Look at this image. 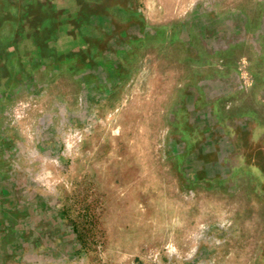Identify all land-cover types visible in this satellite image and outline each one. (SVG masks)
<instances>
[{
    "label": "rangeland",
    "instance_id": "1",
    "mask_svg": "<svg viewBox=\"0 0 264 264\" xmlns=\"http://www.w3.org/2000/svg\"><path fill=\"white\" fill-rule=\"evenodd\" d=\"M219 47L231 53L245 45L232 39L209 46L163 42L144 49L128 74L110 87L79 86L95 81L67 65L35 74L32 90L20 91L19 107L9 109L12 115L33 111L34 144L27 152L18 137L21 156L14 158L19 167L33 165L20 167L18 178L51 210V219L42 222L44 235L36 236L45 250L34 247L32 257L49 264H161L178 255V263L201 264L209 255V263L218 264L222 255L223 264L258 263L264 203L254 202L246 186L220 193L177 184L194 175L190 141L201 134L192 132L200 125L182 122L188 111L176 108L175 100H181L187 84L216 77L217 60L208 51L216 54ZM171 195L179 199L176 211L182 216L172 220V230L165 228L170 221L163 217V200L157 203ZM186 196L192 203L182 202ZM240 213L244 218L237 219ZM254 213L258 220L248 219ZM159 235L187 243L188 251L175 252L169 241L160 245Z\"/></svg>",
    "mask_w": 264,
    "mask_h": 264
},
{
    "label": "crops",
    "instance_id": "2",
    "mask_svg": "<svg viewBox=\"0 0 264 264\" xmlns=\"http://www.w3.org/2000/svg\"><path fill=\"white\" fill-rule=\"evenodd\" d=\"M86 1L104 7L113 20H140L146 39L133 43L135 56L129 55L131 52L127 51L120 56L121 59H126L129 65L140 58L144 49H156L163 41L177 44L198 41L209 46L215 42L225 44V40L232 39L234 44L245 45L242 50H234L231 53H226L224 47H219L216 54L208 51L210 56L216 58L218 70L214 72L215 78L197 86L203 94V102L197 108L203 113V121L215 125L216 130L223 131L230 143L233 140L234 147V141L240 139L253 145L264 142V82L253 78L264 76V0H133L130 1L129 7L125 3L126 0ZM119 8L123 11L121 14L117 12ZM225 59H230L231 63L227 65ZM246 60L253 62L247 66ZM188 87L195 88L196 85L187 84L186 88ZM32 88L33 85L17 86L8 101L0 102V264H49L32 257L31 251L35 250L34 247L38 252L45 250L42 238L39 241L37 237L44 235L46 227L42 222L51 219V210L48 202L31 190L33 188L30 184L18 178L20 167L29 169L33 165L22 163L19 167L14 158L21 156L18 152V137L24 140L23 149L27 152L28 147L34 144L33 125H30L33 111H27L23 115L20 112L17 115L9 112V109L19 107L20 99L17 97L20 91L25 94ZM177 97L176 108L180 104ZM172 122L178 123L179 119ZM182 122L195 123L188 116L183 118ZM18 130L23 136L17 134ZM44 139L42 135L39 144ZM229 157L225 165L229 166V174L212 178L185 176L177 184L184 189L195 186L209 191L218 190L220 193L228 191L227 189H233L234 193H237L241 187L246 186L250 192L249 197L253 198L254 202L264 203L262 179L257 174V169L245 164L244 159L239 165L233 154ZM175 179L178 180L176 175ZM242 181L244 184H241ZM233 191L230 196H234ZM192 198L187 197L182 202L192 203ZM162 200L167 209L163 217L170 221L165 228L172 230V220L179 215L176 211L179 199L171 195L157 203L161 204ZM56 215L60 217L59 213ZM186 215L188 216V213ZM241 216L240 213L237 219L244 218ZM179 218L182 216L179 215ZM248 219L258 220L257 213L248 216ZM155 241L159 244L164 241L171 242L175 252L188 251L187 243L179 245L178 239L172 235L169 238L159 235ZM220 248L217 247V252H221ZM179 258L181 256H171L169 261H161V264H190L178 263ZM225 258L220 255L218 264H223ZM201 264H210L209 255L207 259H202Z\"/></svg>",
    "mask_w": 264,
    "mask_h": 264
},
{
    "label": "flooded vegetation",
    "instance_id": "3",
    "mask_svg": "<svg viewBox=\"0 0 264 264\" xmlns=\"http://www.w3.org/2000/svg\"><path fill=\"white\" fill-rule=\"evenodd\" d=\"M130 1L133 0L125 1L128 7ZM117 12L123 11L119 8ZM145 35L140 20H113L109 11L95 2L0 0V102L8 101L17 86H32L37 72H57L63 65L80 77L95 81L79 86H113L129 71V62L120 56L126 51L135 56L133 43L145 40ZM255 78L264 82V76ZM202 83L194 84L195 88L185 87L186 93L179 102V109L186 108V116L195 121L189 125H200L197 130L192 127L194 135L201 134L199 139L197 136L190 141V152L197 161L192 178L229 174V166L225 165L233 154L239 165L244 159L245 164L257 169L264 190V142L253 145L240 139L234 141V147L233 140L230 143L223 131L205 123L197 108L203 102L202 90L197 87ZM258 263L264 264V245Z\"/></svg>",
    "mask_w": 264,
    "mask_h": 264
}]
</instances>
